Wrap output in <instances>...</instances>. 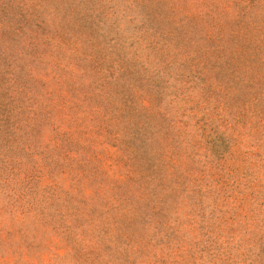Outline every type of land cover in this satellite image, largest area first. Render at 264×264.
Segmentation results:
<instances>
[{
    "label": "rangeland",
    "instance_id": "374dc122",
    "mask_svg": "<svg viewBox=\"0 0 264 264\" xmlns=\"http://www.w3.org/2000/svg\"><path fill=\"white\" fill-rule=\"evenodd\" d=\"M0 264H264V0H0Z\"/></svg>",
    "mask_w": 264,
    "mask_h": 264
}]
</instances>
